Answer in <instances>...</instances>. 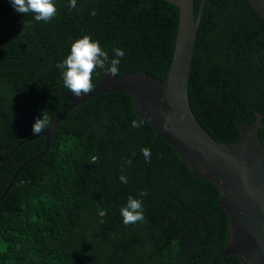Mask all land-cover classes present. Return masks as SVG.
I'll list each match as a JSON object with an SVG mask.
<instances>
[{"label": "water", "instance_id": "obj_1", "mask_svg": "<svg viewBox=\"0 0 264 264\" xmlns=\"http://www.w3.org/2000/svg\"><path fill=\"white\" fill-rule=\"evenodd\" d=\"M246 1L264 20V0ZM69 2L53 0L55 17L37 22L0 0V214L14 211L18 195L50 166L56 133L68 131L88 137L85 153L98 159L73 165L68 193L89 192L92 209L68 217L77 235L67 264H264L263 115L237 123L236 142H217L189 102L206 0H76L75 9ZM84 35L110 60L113 48L125 55L118 76L98 68L94 89L77 98L56 65ZM43 111L51 124L33 134ZM129 196L142 201L143 222L123 223ZM101 209L107 217L96 215ZM98 220L106 221L84 236ZM85 251L93 258L83 259Z\"/></svg>", "mask_w": 264, "mask_h": 264}, {"label": "trees", "instance_id": "obj_2", "mask_svg": "<svg viewBox=\"0 0 264 264\" xmlns=\"http://www.w3.org/2000/svg\"><path fill=\"white\" fill-rule=\"evenodd\" d=\"M264 20L246 0H206L194 46L188 94L199 124L217 142H236L239 122L253 114L264 123ZM51 164L40 168L33 183L18 195L13 212L0 214V264H67L69 240L77 229L69 216L92 209V195L68 193L74 185L73 165L93 163L85 153L88 137L58 131ZM103 210L106 215L101 216ZM98 217H107L106 209ZM106 220L88 224L92 236ZM117 234L108 235V242ZM83 259L93 258L85 251Z\"/></svg>", "mask_w": 264, "mask_h": 264}, {"label": "clouds", "instance_id": "obj_3", "mask_svg": "<svg viewBox=\"0 0 264 264\" xmlns=\"http://www.w3.org/2000/svg\"><path fill=\"white\" fill-rule=\"evenodd\" d=\"M15 12L17 13H33L34 19L37 22H49L55 17L57 9L53 0H10ZM77 6L76 0H70L69 8L75 9ZM92 11L91 15H95ZM114 58L110 60L109 53L104 50L98 41H93L88 35L77 39L71 45L70 54L62 62L57 63L56 67L62 69L63 84L75 97L79 98L84 94L90 93L95 85L92 82L93 73L97 69H105L111 76H118L120 59L124 57L125 52L121 48H113ZM51 120L46 111H43L39 117L35 119L31 131L33 134H38L41 131L48 129ZM131 124L135 128H139L143 124V120H132ZM146 161H150L151 150L147 147L141 149ZM97 160L93 157V162ZM131 163V160L128 161ZM122 183H127V177L122 174L119 177ZM141 196L147 195L146 192H141ZM120 214L125 225L143 222L144 209L142 201L135 199L132 196L127 198L126 205L121 207ZM99 215L104 216L106 213L101 210Z\"/></svg>", "mask_w": 264, "mask_h": 264}]
</instances>
